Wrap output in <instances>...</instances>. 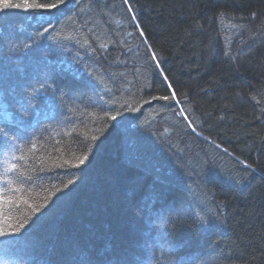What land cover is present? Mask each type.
Here are the masks:
<instances>
[{"label":"trees","instance_id":"1","mask_svg":"<svg viewBox=\"0 0 264 264\" xmlns=\"http://www.w3.org/2000/svg\"><path fill=\"white\" fill-rule=\"evenodd\" d=\"M23 2L0 0V264H264V0Z\"/></svg>","mask_w":264,"mask_h":264},{"label":"snow or ice","instance_id":"2","mask_svg":"<svg viewBox=\"0 0 264 264\" xmlns=\"http://www.w3.org/2000/svg\"><path fill=\"white\" fill-rule=\"evenodd\" d=\"M125 4L129 3V0H124ZM66 4V0H24L23 4L21 3H14V4H5V8H15L24 12H31L37 15H54L57 11L61 9L62 5ZM255 15V14H253ZM54 29L50 28L49 26H44L42 31L39 32L40 37H44L46 33H49L53 31ZM140 35H144L143 31L141 30ZM28 48L32 47V44L27 45ZM153 59H157L154 52L151 53ZM170 84H165L166 90L170 88ZM172 97L175 98V92H172ZM164 100H168L169 97L165 96L163 97ZM21 116H23V112H21ZM113 120H116V117H112ZM8 143L10 147L13 149V152L11 153V161H17L22 159V157H18L15 154L16 150L20 149L19 144H17L15 141L8 140V134L5 133L2 129H0V147H3L4 143ZM226 151V150H225ZM84 159H87L85 156ZM81 163H83V160H81ZM9 167L5 168V174L9 172H16L20 177L23 178V173L19 172L17 169L16 163L9 162ZM27 179L31 180V177H28ZM72 181H69V184H71ZM6 186L9 190L16 191L17 189L12 188L13 181L6 180L5 181ZM20 229H25V225L23 223H20L18 225ZM23 233H21L22 235ZM16 235V233H5L2 229H0V238H7L8 236Z\"/></svg>","mask_w":264,"mask_h":264}]
</instances>
